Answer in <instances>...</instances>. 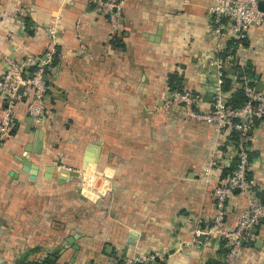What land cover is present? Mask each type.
Returning a JSON list of instances; mask_svg holds the SVG:
<instances>
[{"label": "crops", "instance_id": "1", "mask_svg": "<svg viewBox=\"0 0 264 264\" xmlns=\"http://www.w3.org/2000/svg\"><path fill=\"white\" fill-rule=\"evenodd\" d=\"M120 1L113 33L92 0H0V74L6 59L59 53L43 79V117L17 103L14 133L0 144V264H113L155 253L152 264L224 258L219 241L203 234L193 241V220L203 228L214 215L213 190L234 159L232 143L225 131L162 109L172 74L200 110L210 106L212 0ZM247 41L240 65L250 61L264 84V21ZM4 108L0 98V119ZM247 136L248 170L264 202V119ZM89 146L93 162L81 171ZM23 159L38 167L34 180ZM49 167L57 170L47 178ZM60 168L79 175L58 184ZM245 203L237 193L230 199L227 228ZM236 264H264V220Z\"/></svg>", "mask_w": 264, "mask_h": 264}, {"label": "built area", "instance_id": "2", "mask_svg": "<svg viewBox=\"0 0 264 264\" xmlns=\"http://www.w3.org/2000/svg\"><path fill=\"white\" fill-rule=\"evenodd\" d=\"M92 2L106 15L107 21L114 33L122 10L120 0H92ZM264 0H212L206 7V14L210 19L209 36L214 43V59L210 64L216 70V79L211 87V103L208 109L200 110L196 97L187 88L181 90L166 89L162 109L165 112L177 111L184 122H199L214 126L219 132L233 130L242 140L247 132L254 128L258 121L264 119V93L255 92L258 80L243 75L239 83L233 81L243 91L245 102L238 109L226 106L227 93L221 88L222 70L224 65L234 63L241 66L238 45L234 55H228L224 60L218 57L229 41L247 39L248 31L252 27L261 25L264 21V12L259 9V3ZM55 50L50 48L38 56H29L23 61L15 62L6 59L7 69L0 74V98L5 103L0 119V139L5 140L13 128V109L17 103L23 101L27 114L32 118H42L44 114L45 71H52V56ZM30 67L35 70L30 71ZM235 80V77H232ZM235 168L227 173L214 187L215 212L211 220L203 228L201 220H193L194 242L198 243V235H205L217 241H222L226 254L223 264H236L241 252L242 242L249 232L259 226L264 220V202L260 197V189L256 180L248 176L249 160L243 141L232 143ZM210 166L213 163H209ZM237 193L245 197L246 203L238 214L236 225L227 228L225 217L228 202ZM158 254H148L145 257L127 259L120 262L117 259L113 264H152Z\"/></svg>", "mask_w": 264, "mask_h": 264}, {"label": "trees", "instance_id": "3", "mask_svg": "<svg viewBox=\"0 0 264 264\" xmlns=\"http://www.w3.org/2000/svg\"><path fill=\"white\" fill-rule=\"evenodd\" d=\"M238 45H241L242 48L247 47L248 46L247 39L244 38V39L239 40V41H229V42H227L224 51L222 53H219L218 57L220 59L224 60V58H226V56L234 55ZM58 55H59L58 50L55 49V52H54V54L52 56V62H51L52 68L56 67L58 62H59V56ZM29 70L30 71L35 70V67H30ZM45 73L48 74L49 72L45 71ZM230 74L232 75V77H235V80H233L232 78L229 77ZM243 75H246V76H249V77H254V78L257 79V76L255 74L254 68H253L252 64L250 63V61H246L244 66H238V65H235L234 63H230L226 69L222 70V84H221V88H222V91L224 93L228 94V97L226 99V106H228L231 109L240 108L244 104V102L246 100L241 88L238 87V86H234V84H233V81L238 84L239 83V78L241 76H243ZM182 88H185V87L182 84V81H181L180 77H178L176 74H172V75L168 76V89H170V90H181ZM192 94H193V96H195L194 93H192ZM258 122H256L254 126H256ZM13 123H15V122L13 121ZM225 132H226V135H227V139L231 143L237 142L239 140L243 141V144L245 146L246 153H247V156H248V160H249V163H250V161L252 159L251 158L252 156H251L250 152L247 150L248 144L246 143V139L248 138V136L246 135L245 138L242 140V138H240L239 135L236 132H234L233 130H225ZM13 133H14V131L10 130V134H13ZM3 141L4 140L0 139V144ZM235 165H236V160L233 159L231 164H230V167L227 168L226 170L222 171L221 176H220V180H222L223 177L227 173L231 172L235 168ZM247 174H248V176H251V173L249 172V170H248ZM260 197L262 199L261 194H260ZM262 202H263V199H262ZM261 222L263 223V220ZM226 252L227 251H226L225 247L223 246V242L220 241L218 254H222L223 255V254H226ZM31 264H39V263L32 262ZM41 264H55V263H51L49 261V259H46ZM206 264H223V263H222V261L221 262H214V261L210 260Z\"/></svg>", "mask_w": 264, "mask_h": 264}, {"label": "water", "instance_id": "4", "mask_svg": "<svg viewBox=\"0 0 264 264\" xmlns=\"http://www.w3.org/2000/svg\"><path fill=\"white\" fill-rule=\"evenodd\" d=\"M259 9L264 12V3L263 2L259 3ZM263 89H264V84H262V83H258L255 86V92H257V93H262ZM250 132L251 131L249 130L247 132V135L250 134ZM93 151L94 150H93L92 146H89L87 148L85 157H84L83 162H82L81 171H84L86 169L87 164L93 162V158H92ZM37 153H39V152H37ZM20 162L23 166V171L29 175V178L31 180H34L36 177V174H37V168L38 167L36 165L31 164L26 159H23ZM53 169L57 170V168H52V167H49L46 169V173H47L46 177L47 178L51 177L50 174L52 173ZM58 172H59L58 182H57L58 184H63L65 181H68L71 177H77L79 175V171L68 170L66 168H60ZM253 231H254V229H253ZM200 238H202V236ZM66 242L68 244H70L72 249L74 250L73 258H75L77 251H78V246L76 244H74V238H72V237L67 238Z\"/></svg>", "mask_w": 264, "mask_h": 264}]
</instances>
